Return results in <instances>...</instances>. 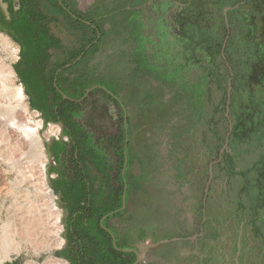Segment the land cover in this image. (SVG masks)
<instances>
[{"label": "rangeland", "instance_id": "rangeland-1", "mask_svg": "<svg viewBox=\"0 0 264 264\" xmlns=\"http://www.w3.org/2000/svg\"><path fill=\"white\" fill-rule=\"evenodd\" d=\"M71 1L82 11H88L95 4H104L110 0ZM260 16L263 22L262 33H264V10L261 11ZM50 29L60 39L62 50H66L68 56L85 41L80 27L75 24L71 25L63 20L55 21L50 24ZM252 34L254 35L253 29ZM204 37L197 35L194 41H191V38L186 41L188 49L194 50L197 57L199 52L207 47V40ZM262 40L250 42V39H244L238 44L240 56L239 61L236 62L241 65L239 70L241 74L240 72L239 74L242 87H238L236 93L229 94V98L231 96L235 100L232 109L227 107L224 110L222 99L225 100V90L228 87L226 84L221 85L224 84V76L212 66L205 65L204 68L207 78L211 79L213 84L210 90L205 87L196 102L194 96L188 97L183 93L174 92L170 87L149 82L142 84L144 107L136 116L134 141L138 146L158 149L156 154L159 156L160 165L155 179L163 182V186L169 189L173 207L172 211L160 213L162 208L155 203L154 208L158 212L156 221L152 225L145 221L141 226L149 227L148 232L153 236L159 234L168 238L185 239L184 242L175 245V252L166 260L168 264H237V262L264 264V41ZM125 43L118 40L102 48L93 57L90 65L94 69H101L105 61L108 62L115 53L126 47ZM20 57L19 42L0 27V109H3L0 110V115L9 117L13 113L17 115L22 109H27L36 120L43 119L44 126L39 129V136L42 140L43 152L48 158L46 180L62 212V237L65 239V245L55 247L50 252L46 250L38 252L35 247L28 245L20 254L12 255V260L0 261V264H25L27 261L44 263L50 258L61 259L71 264L69 260L59 257V254L68 249L70 216L67 204L57 189L59 183L69 177L72 178L69 174L70 167L66 164L69 160L64 155L67 138L64 137L58 122H47L45 113L34 108L30 103L18 72ZM198 62L197 59L196 64L203 65L202 61ZM122 72L128 75V69L125 68ZM198 73L193 71L190 74L191 82L199 79ZM113 86L114 83L103 81L98 85L100 88L104 87L103 93L96 91L93 94L91 99L94 106L86 115L85 123L97 128L96 130L100 131L99 136L105 137V133H109V128L113 125L112 117L109 115L118 116L109 98L120 105L123 103L122 96L113 89ZM17 89L23 91L22 103L16 97ZM229 104L230 100L227 106ZM35 112L39 113L40 117H37ZM230 114L237 121H232L233 118L228 117ZM50 125L53 128H50ZM57 128L62 131L58 139L53 135L48 136L49 131L55 132ZM228 133L232 136L228 137ZM233 135L236 136V140L233 139ZM104 140L107 143L106 138ZM9 145L0 135V227L10 218H20L32 212L33 202L44 204L35 191L37 185L29 183L26 173L20 174L19 186L13 184L14 175L9 172L6 162L12 161L13 158L18 159L22 151ZM1 157L6 162L1 160ZM111 159L115 164L116 157L113 153ZM26 161L29 162L28 157L23 162ZM142 165L147 166L145 160L141 165L137 163L133 169L134 174L140 172ZM23 167H29L35 175L34 179L38 178L39 172L28 163L20 168L17 167L16 171L23 170ZM25 171L29 170L25 168ZM93 173L98 175L95 170ZM113 184L117 185L116 182ZM105 185L106 180L102 176L95 181L96 187L104 188ZM201 223V226H204L202 231L199 230ZM240 238L242 254L238 256ZM136 240L139 245L146 244L143 236H138ZM144 263L150 264L149 261ZM152 263L154 264L153 261Z\"/></svg>", "mask_w": 264, "mask_h": 264}, {"label": "flooded vegetation", "instance_id": "flooded-vegetation-1", "mask_svg": "<svg viewBox=\"0 0 264 264\" xmlns=\"http://www.w3.org/2000/svg\"><path fill=\"white\" fill-rule=\"evenodd\" d=\"M59 2L74 22L77 21L80 25H88L92 27V30L97 27L99 31L101 30V33L113 30L115 25L106 24L102 29H99V20L89 22V17L86 18L84 15H93L96 12L107 9L116 10L113 17L117 21L119 20L120 24L126 26V47L115 53L113 58L108 62L105 61L101 69H95V71L102 74L107 66H111L114 67L116 73L122 72L125 68L128 69V75L136 73L138 76H136V80L131 85L126 82L125 84L119 85V87H132L141 96L143 103L139 110L133 112L131 109L124 108L123 104L120 105L115 100L109 98L112 103L111 105L117 110L118 116L114 117L112 114V116L109 115L112 117L111 122L113 125L110 126L109 133H105V137L102 135L99 136L98 133L100 131L85 122L87 113L94 106V102L91 99L93 94L96 91L102 93L103 91L100 87L95 86L93 89L84 93L83 97H80L79 93L74 92L75 89H79L78 86L81 83H84L86 74L91 71L90 64L88 67L84 64L76 66L86 55L85 51L75 61L66 64L58 70L56 76H59L63 72L62 77L67 79V81L65 85H60L65 94L63 99L54 103L51 101V97H49L48 76L49 66H51V61L55 59V53L53 51L49 53V48L45 52L42 51V48H37V51L33 50L31 52L24 39L19 38L21 57L18 72L25 91L29 96L30 103L45 113H49L46 109L53 105L65 109V113L61 119L65 124L62 123L64 125L63 135L67 138L64 144V155L69 160L66 164L70 167L69 174L72 177L78 170L79 163L82 162V159L81 156L76 154L77 151L73 150L75 147V139L80 138V134H76L75 128L71 123L78 124L84 129L80 141L84 147L92 141L93 144H97L101 148L100 143L106 138L115 157L117 154L116 140L119 137L121 138L124 133L126 136V145H130L131 143L136 151L139 149L143 150V159L146 162L147 168L157 167V170L151 177L149 176L146 184H152L157 190L159 198L162 197V201L157 202L162 208L160 213L172 211L173 203L171 202L169 189L163 186V182H158L155 179L160 165L159 156L156 154L158 149L141 147L136 145L134 141L136 116L144 107V95L141 90L142 84L149 82L162 87H170L174 92L183 93L188 97L194 96L196 102L198 100L197 97H200L205 87L210 90V86L213 84L211 79L207 78L204 68L205 65L212 66L224 76V84L221 85L224 86L226 84L228 87L225 90V100L224 98L222 99L224 101V110L227 107L232 109V103L235 100L231 96L229 98V94L232 92L236 93L237 88L242 87L240 79L241 72L239 71L241 65L237 63L240 56L238 44L244 39H250V42L253 40L257 42L262 39L264 41V33H262L263 22L260 16L261 11L264 10V0H110L104 4H95L88 11H82L78 8L84 17H80L73 12L74 3L71 0H59ZM125 2H128L129 5L126 7L127 11L120 8ZM19 8L20 4L16 5V9ZM63 21L68 23L70 18L66 17ZM201 22L202 24H200ZM80 29L84 40L87 37L86 30L81 27ZM246 29H248L247 32ZM252 29L254 30V35L252 34ZM197 35H204V38L207 40L206 49L199 52L198 57L196 56V52L188 49V44H186L189 38H191V41H194L193 39ZM101 38L103 37L100 34L99 39ZM102 48L104 47H100L95 55ZM87 50H90V47ZM64 51H60L64 61H68V58L72 57L75 52H72L68 56L69 53L66 50ZM168 54L170 55L167 56ZM127 57L129 59L128 64L116 66L121 58ZM197 59L199 62L202 61L203 65L196 64ZM193 71H198V75H200L199 79L195 82H191L189 79ZM216 84L219 87L221 86L218 83ZM60 93L63 94L62 92ZM120 96L122 95L120 94ZM229 100L230 104L227 106ZM231 118L233 117L231 116ZM232 121L237 120L233 118ZM105 130L107 129L105 128ZM130 133H132L131 136ZM229 133L228 137H231L232 134ZM233 139L236 140V136L233 135ZM73 151L74 156H72ZM70 179L69 177L66 180L70 181ZM154 207L152 217L148 218V223L151 225L156 221L155 219L158 215ZM201 225L202 223L199 226V230L202 231L204 226ZM196 228L198 229V227ZM165 237L168 238V236ZM161 239L163 240V238ZM184 240V238H179L176 243H182ZM156 242L155 244H157ZM241 242L240 238L238 240V256L242 254ZM161 246L159 245L158 248Z\"/></svg>", "mask_w": 264, "mask_h": 264}, {"label": "trees", "instance_id": "trees-1", "mask_svg": "<svg viewBox=\"0 0 264 264\" xmlns=\"http://www.w3.org/2000/svg\"><path fill=\"white\" fill-rule=\"evenodd\" d=\"M3 3L7 5V8L4 10L0 4V27L2 30L8 31L17 41L19 38L24 39L31 52L37 51L39 48L45 52L49 48V53L52 51L55 53V59L49 66L48 76L49 97L54 103L62 100L65 95L60 85H65L67 79L62 77L63 72L56 76L59 69L75 61L84 51L86 55L76 66L84 64L88 67L100 47L109 46L118 40L127 42L126 26L120 24V21L113 17L115 9L84 15L86 18L89 17V22L99 20V29H102L106 24L115 25L113 30L101 33L97 27L92 30V27L88 25L74 22L70 15L64 11V7H61L59 0H3ZM18 4H20V8L16 9ZM128 6V2H125L120 8L126 10ZM73 7V12L76 15L84 17L75 4ZM66 17L70 18L69 24L84 28L87 36L84 43L75 48L74 54L68 58V61H64L63 55L60 53V51L65 52L62 50L60 39L54 33H50V24L54 21L65 20ZM100 34L103 37L101 39H99ZM89 47L90 50H87ZM128 61V57L121 58L116 66L128 64ZM90 67L91 71L86 74L84 83L78 86L79 89L74 90L79 93L80 97L103 81L114 83L113 89L122 95L124 108L131 109L133 112L141 108L143 102L138 92H135L132 87L129 89L128 87H119L126 82L133 83L138 76L136 73L130 75H125L123 72L116 73L114 67L107 66L104 73L100 74L95 71L93 66ZM105 88L108 89V87ZM100 89L103 90L104 87ZM33 107L40 109L34 105ZM46 110L49 111V113L44 112L47 122L63 123L61 120L65 113L63 107L53 105ZM71 125L74 126L76 134H80V138L75 139L73 150L77 151L78 156H81L82 162L79 163L78 170L70 181L65 180L57 186L67 204L70 216L67 236L68 249L59 254V257L69 260L71 264H134L135 254L115 249L112 234L116 238L117 247L123 250L134 248V241L132 239L120 241L116 232L110 229L108 224L114 218L124 220L130 212L134 216L131 223L135 227L141 226L145 221H148V218L152 217L153 207L155 203L162 201V197L159 198L155 187L152 184L147 185L146 182L149 176L151 177L157 170V167L147 168L142 165L140 172L134 174L133 169L137 163L141 165V162L144 161V152L141 149L136 151L131 143L126 145L124 133L121 138L116 140L118 160L114 164L111 162L112 149L108 142L102 140L101 148H99L97 144L90 141L84 147L80 142L84 129L75 123H71ZM126 161H128V165L127 168H124ZM154 165L156 164L154 163ZM94 170L98 175H94ZM101 176L106 180L104 188L95 186V181L99 180ZM113 182H116L117 185L115 186ZM125 186H127V190H125ZM124 195H126V208L122 210ZM107 216L108 218L105 219L102 226V221ZM169 239L175 238L166 240ZM163 240L159 239L156 243L159 244Z\"/></svg>", "mask_w": 264, "mask_h": 264}, {"label": "bare ground", "instance_id": "bare-ground-1", "mask_svg": "<svg viewBox=\"0 0 264 264\" xmlns=\"http://www.w3.org/2000/svg\"><path fill=\"white\" fill-rule=\"evenodd\" d=\"M16 97L20 103L23 102L24 94L22 89L16 90ZM35 113L37 117H40L39 113ZM43 126V119L36 120L35 117L33 118L30 115L27 109H22L19 114L15 115V113H13L9 117H1L0 115L1 137L8 145H13L12 147L14 149L17 148L25 155L23 157L19 151H15L20 153L19 158H13L12 161L8 162L1 157V160L6 162L9 172L14 175L13 184L19 186L21 182L20 174L22 173L23 175L26 173V179L29 183H35V185H37L35 191L44 201L43 205L37 204V201L33 202L31 204L32 208H34L32 212L30 211L20 218H10L6 223L2 224L0 227V261L10 260L12 255L20 254L28 245L35 247L38 252H44V250L50 252L55 247L59 248L65 245V239L62 237V212L58 208L53 191L50 189L46 180L48 158L43 152L42 140L39 136V129ZM50 128H53V126L50 125ZM61 132V129L57 128L55 132L52 130L49 131L48 136L53 135L58 139ZM46 134H48V132H46ZM27 157L30 163L28 161L23 162ZM26 163L39 172L37 179H34L35 175H33V171L29 168L30 166L25 167L29 170L27 172L24 167L23 170L20 169L16 171L17 167L20 168ZM25 264L68 263L61 259L50 258L44 261V263L27 261Z\"/></svg>", "mask_w": 264, "mask_h": 264}, {"label": "crops", "instance_id": "crops-1", "mask_svg": "<svg viewBox=\"0 0 264 264\" xmlns=\"http://www.w3.org/2000/svg\"><path fill=\"white\" fill-rule=\"evenodd\" d=\"M1 6L6 10L7 5L3 3V0H0ZM107 217L104 218L103 222ZM134 218L133 214L130 212L129 215L124 220H118L116 218L111 219L108 226L110 229L114 230L118 236V239L120 241H126L128 239H132L135 243L134 248L131 250H138L142 253V259L144 261H149L151 264V261L154 262V264H168L166 260L168 259L169 255H172L175 251V245L176 242L179 240L177 238L169 241L164 240L168 242H160L159 244H155V242L161 238L167 239L165 236L162 235H155L153 236L151 233L148 232L150 229L149 227L145 226H139L135 227L131 220ZM149 234H148V233ZM138 236H143L144 239H146L145 245H139L138 241L136 240ZM156 245L155 247H152V245ZM178 244V243H177ZM159 245H162L160 248H158ZM130 250V249H128ZM128 254H135L133 252ZM136 256V255H135ZM137 259V257H136ZM143 264V263H142ZM145 264V263H144ZM153 264V263H152Z\"/></svg>", "mask_w": 264, "mask_h": 264}, {"label": "water", "instance_id": "water-1", "mask_svg": "<svg viewBox=\"0 0 264 264\" xmlns=\"http://www.w3.org/2000/svg\"><path fill=\"white\" fill-rule=\"evenodd\" d=\"M59 125H60V127L62 128V130H63L64 125H63L62 123H59ZM126 165H127V161H126V163H125V168H126ZM124 174H125V171L123 172V175H124ZM125 190H127V186H125ZM125 208H126V195L123 196V208H122V210L125 209ZM102 226H103V221H102ZM103 228H104L105 230L109 231V230L106 229L105 227H103ZM109 232H110V231H109ZM112 238H113V245H114L115 249L119 250V249L117 248L116 238H115V236H114L113 234H112ZM164 242H168V241H164ZM155 246H156L155 244L152 245V247H155ZM120 251H122V252H124V253H131V252L135 253L137 259H136V261H135L134 264H141V263L144 262V260L142 259V253L139 252L138 250H120Z\"/></svg>", "mask_w": 264, "mask_h": 264}]
</instances>
